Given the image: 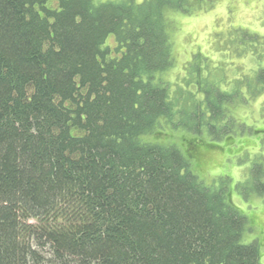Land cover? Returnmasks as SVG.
<instances>
[{"label":"trees","instance_id":"1","mask_svg":"<svg viewBox=\"0 0 264 264\" xmlns=\"http://www.w3.org/2000/svg\"><path fill=\"white\" fill-rule=\"evenodd\" d=\"M145 1L0 0V264H261Z\"/></svg>","mask_w":264,"mask_h":264},{"label":"rangeland","instance_id":"2","mask_svg":"<svg viewBox=\"0 0 264 264\" xmlns=\"http://www.w3.org/2000/svg\"><path fill=\"white\" fill-rule=\"evenodd\" d=\"M158 1L146 0L145 6L152 10ZM180 4L164 12L173 65L166 77L171 92L182 88L185 106L199 99L195 109L185 112L187 121L196 116L206 125L198 118L200 130L176 128L172 135L183 134L185 144L186 139H201L200 151L192 154L201 166L199 178L226 188L232 204L249 220L243 240L258 242L264 264V0ZM217 101L218 111L209 114Z\"/></svg>","mask_w":264,"mask_h":264}]
</instances>
